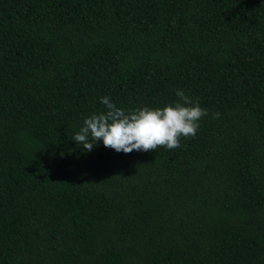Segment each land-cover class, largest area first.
Listing matches in <instances>:
<instances>
[{
  "label": "trees",
  "instance_id": "1",
  "mask_svg": "<svg viewBox=\"0 0 264 264\" xmlns=\"http://www.w3.org/2000/svg\"><path fill=\"white\" fill-rule=\"evenodd\" d=\"M177 90L178 148L73 141ZM0 264H264V0H0Z\"/></svg>",
  "mask_w": 264,
  "mask_h": 264
},
{
  "label": "clouds",
  "instance_id": "2",
  "mask_svg": "<svg viewBox=\"0 0 264 264\" xmlns=\"http://www.w3.org/2000/svg\"><path fill=\"white\" fill-rule=\"evenodd\" d=\"M176 96L180 102L174 106L145 107L130 112L117 108L109 97H102L101 103L107 111L84 119L73 141L88 153L100 141L105 148L124 154L156 151L159 147L178 148L181 137L195 138L199 121L208 112L182 90H177ZM212 118L219 119L220 114L214 113Z\"/></svg>",
  "mask_w": 264,
  "mask_h": 264
}]
</instances>
